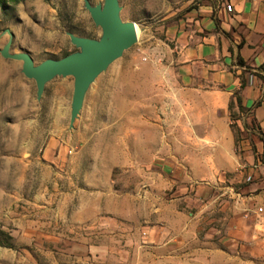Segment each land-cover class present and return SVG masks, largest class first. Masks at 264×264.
I'll return each instance as SVG.
<instances>
[{
    "label": "rangeland",
    "instance_id": "1",
    "mask_svg": "<svg viewBox=\"0 0 264 264\" xmlns=\"http://www.w3.org/2000/svg\"><path fill=\"white\" fill-rule=\"evenodd\" d=\"M117 1L137 42L71 121L74 78H53L38 97L1 51L13 36L10 53L35 66L79 52L69 35L99 40L85 3L104 0H0V264H198L199 241L218 240L230 195L248 187L239 173L199 179L200 154L175 135L184 122L163 84L171 34L213 0Z\"/></svg>",
    "mask_w": 264,
    "mask_h": 264
},
{
    "label": "crops",
    "instance_id": "2",
    "mask_svg": "<svg viewBox=\"0 0 264 264\" xmlns=\"http://www.w3.org/2000/svg\"><path fill=\"white\" fill-rule=\"evenodd\" d=\"M171 36L175 59L163 84L184 122L175 135L200 154L199 179L213 184L239 173L249 182L230 195L218 240L199 241L196 261L264 264V0L200 4Z\"/></svg>",
    "mask_w": 264,
    "mask_h": 264
},
{
    "label": "water",
    "instance_id": "3",
    "mask_svg": "<svg viewBox=\"0 0 264 264\" xmlns=\"http://www.w3.org/2000/svg\"><path fill=\"white\" fill-rule=\"evenodd\" d=\"M85 8L94 24L101 28L102 36L99 40H92L70 34V42L80 49L79 52L60 60H46L35 66L28 54L10 53L13 36H10L1 51L3 58L23 63L22 73L26 78L35 81L38 97L42 95L45 84L53 78L72 76L74 90L71 121L82 109L85 93L95 78L137 42L136 25L132 22L121 21L117 0H104L103 5L97 6H91L86 2Z\"/></svg>",
    "mask_w": 264,
    "mask_h": 264
},
{
    "label": "built area",
    "instance_id": "4",
    "mask_svg": "<svg viewBox=\"0 0 264 264\" xmlns=\"http://www.w3.org/2000/svg\"><path fill=\"white\" fill-rule=\"evenodd\" d=\"M226 10H227V11H231V6L227 5V6H226ZM258 211H259L260 213H262V212L264 211V209H261V208H260Z\"/></svg>",
    "mask_w": 264,
    "mask_h": 264
},
{
    "label": "bare ground",
    "instance_id": "5",
    "mask_svg": "<svg viewBox=\"0 0 264 264\" xmlns=\"http://www.w3.org/2000/svg\"><path fill=\"white\" fill-rule=\"evenodd\" d=\"M136 34H137V28H136Z\"/></svg>",
    "mask_w": 264,
    "mask_h": 264
},
{
    "label": "trees",
    "instance_id": "6",
    "mask_svg": "<svg viewBox=\"0 0 264 264\" xmlns=\"http://www.w3.org/2000/svg\"><path fill=\"white\" fill-rule=\"evenodd\" d=\"M241 108V107H240Z\"/></svg>",
    "mask_w": 264,
    "mask_h": 264
}]
</instances>
